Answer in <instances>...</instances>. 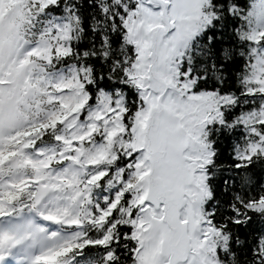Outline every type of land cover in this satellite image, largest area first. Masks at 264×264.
Masks as SVG:
<instances>
[{"label":"snow or ice","instance_id":"obj_1","mask_svg":"<svg viewBox=\"0 0 264 264\" xmlns=\"http://www.w3.org/2000/svg\"><path fill=\"white\" fill-rule=\"evenodd\" d=\"M4 152L0 264H264V0H0Z\"/></svg>","mask_w":264,"mask_h":264},{"label":"rangeland","instance_id":"obj_2","mask_svg":"<svg viewBox=\"0 0 264 264\" xmlns=\"http://www.w3.org/2000/svg\"><path fill=\"white\" fill-rule=\"evenodd\" d=\"M9 157H10V154H9V153H6V152H4V153H0V165H3L4 162H5L6 160L9 159ZM51 211H52V214H55V213H56V210H55V209H52ZM23 218H24V219H22V221L25 223V222L28 220L27 218H31V216L28 215L27 217H23ZM61 218H62V217H61ZM13 226H14V225H13ZM13 226L10 225V228H8V229H4L3 231H5V232H7V231H11V230H13ZM1 244H5V245H3V247H7L8 244H9V238H5V237H3V236H0V245H1ZM0 247H2V246H0ZM37 251H38V249H37ZM45 263H46V264H51V261H49V260H45Z\"/></svg>","mask_w":264,"mask_h":264}]
</instances>
